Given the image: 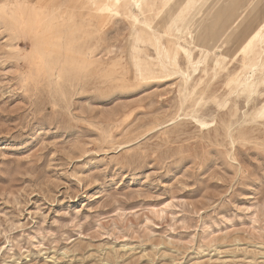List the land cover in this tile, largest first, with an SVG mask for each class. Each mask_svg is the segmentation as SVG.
<instances>
[{"label": "rangeland", "instance_id": "1", "mask_svg": "<svg viewBox=\"0 0 264 264\" xmlns=\"http://www.w3.org/2000/svg\"><path fill=\"white\" fill-rule=\"evenodd\" d=\"M99 2L0 0V264H264V0Z\"/></svg>", "mask_w": 264, "mask_h": 264}, {"label": "bare ground", "instance_id": "2", "mask_svg": "<svg viewBox=\"0 0 264 264\" xmlns=\"http://www.w3.org/2000/svg\"><path fill=\"white\" fill-rule=\"evenodd\" d=\"M112 1H116L117 3H121V0H112ZM135 2L137 1V4L139 5V7H141L142 6V3H139V0H134ZM104 3H106L105 2V0H100V2H99V4H101V6L102 5H104ZM98 6V5H97ZM108 9H110L109 7H108ZM185 51H187V49L184 47L183 48ZM208 52V51H207ZM219 52V51H218ZM222 52V51H221ZM217 61L219 60V57H217V59H216Z\"/></svg>", "mask_w": 264, "mask_h": 264}]
</instances>
